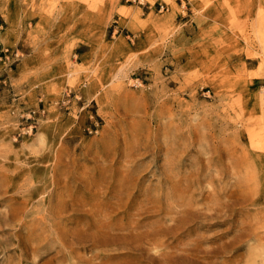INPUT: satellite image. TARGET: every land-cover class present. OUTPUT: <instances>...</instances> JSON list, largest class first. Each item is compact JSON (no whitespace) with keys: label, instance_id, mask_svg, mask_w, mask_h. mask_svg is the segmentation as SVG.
Masks as SVG:
<instances>
[{"label":"rangeland","instance_id":"374dc122","mask_svg":"<svg viewBox=\"0 0 264 264\" xmlns=\"http://www.w3.org/2000/svg\"><path fill=\"white\" fill-rule=\"evenodd\" d=\"M0 264H264V0H0Z\"/></svg>","mask_w":264,"mask_h":264},{"label":"bare ground","instance_id":"6f19581e","mask_svg":"<svg viewBox=\"0 0 264 264\" xmlns=\"http://www.w3.org/2000/svg\"><path fill=\"white\" fill-rule=\"evenodd\" d=\"M196 206V205H195ZM197 210V209H196ZM206 211V210H205ZM197 212H198V210H197ZM203 213V212H202Z\"/></svg>","mask_w":264,"mask_h":264}]
</instances>
